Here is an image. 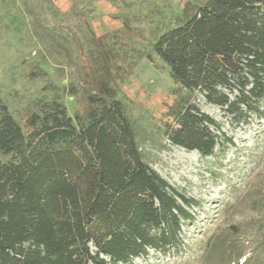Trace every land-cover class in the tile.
<instances>
[{
    "label": "trees",
    "instance_id": "obj_1",
    "mask_svg": "<svg viewBox=\"0 0 264 264\" xmlns=\"http://www.w3.org/2000/svg\"><path fill=\"white\" fill-rule=\"evenodd\" d=\"M105 45L90 56L77 47V82L61 87L73 113L59 93L18 117L0 101V264H130L149 249L171 259L187 248L196 201L147 161L118 94L128 70ZM150 51L173 83L158 125L171 145L206 157L233 144L198 96L236 124L264 117V0L187 1ZM222 243L210 261L231 264Z\"/></svg>",
    "mask_w": 264,
    "mask_h": 264
},
{
    "label": "rangeland",
    "instance_id": "obj_2",
    "mask_svg": "<svg viewBox=\"0 0 264 264\" xmlns=\"http://www.w3.org/2000/svg\"><path fill=\"white\" fill-rule=\"evenodd\" d=\"M187 1L201 0H0V101L18 117L32 99L59 93L73 113L75 98L61 87L77 82V47L90 56L102 41L128 70L118 94L128 103L147 161L196 201L194 218L182 226L183 253L167 259L149 249L130 264H224L210 261L221 240L229 259L238 260L231 264H264V117L236 124L198 96L201 110L233 142L214 156L171 145L158 131L174 99L173 83L164 64L147 53L159 31L181 20ZM33 70L44 74L33 76Z\"/></svg>",
    "mask_w": 264,
    "mask_h": 264
}]
</instances>
